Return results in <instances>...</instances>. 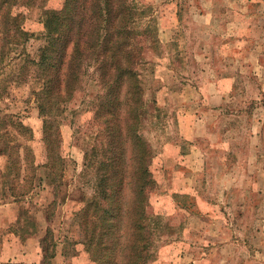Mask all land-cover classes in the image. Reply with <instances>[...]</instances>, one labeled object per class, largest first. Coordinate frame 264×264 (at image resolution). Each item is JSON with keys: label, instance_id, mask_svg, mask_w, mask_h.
Listing matches in <instances>:
<instances>
[{"label": "rangeland", "instance_id": "rangeland-1", "mask_svg": "<svg viewBox=\"0 0 264 264\" xmlns=\"http://www.w3.org/2000/svg\"><path fill=\"white\" fill-rule=\"evenodd\" d=\"M12 2L22 17L0 54V133L11 131L13 156L23 161L14 180L0 155V264H91L76 221L92 192L81 177L87 135L97 130L91 70L57 118L64 185L56 196L48 185L9 200V185L25 183L28 146L43 175L48 117L35 93L51 44L47 25L64 0ZM133 2L144 10L139 27L152 35L137 42L142 133L153 149L147 212L177 231L161 236L148 264H264V0Z\"/></svg>", "mask_w": 264, "mask_h": 264}, {"label": "trees", "instance_id": "trees-1", "mask_svg": "<svg viewBox=\"0 0 264 264\" xmlns=\"http://www.w3.org/2000/svg\"><path fill=\"white\" fill-rule=\"evenodd\" d=\"M12 1L0 0L1 55L8 27L22 17L21 13L12 15ZM143 16L144 10L133 0H64L60 13L47 25L51 44L41 63L40 89L35 93L38 106L48 117L43 127L44 176L37 175L38 165H33L29 146H24L29 155L23 168L25 183L8 187L11 201H20L48 185L54 196L58 194L64 185L65 159L55 149L57 118L62 104L91 70V84L98 86L91 100L97 130L87 135L81 177L87 178L92 192L81 197L76 213L80 242L91 264H148L161 236L177 232L160 215L147 212L154 178L150 170L153 149L142 133L144 93L137 69L143 61L138 39L151 35L148 27H139ZM12 126L29 130L17 121ZM10 132L0 133V155L6 158V171H14L17 180L23 157L13 156L18 149L9 143ZM36 179L38 183H34ZM43 180L47 185H42ZM51 205L55 207V200Z\"/></svg>", "mask_w": 264, "mask_h": 264}, {"label": "crops", "instance_id": "crops-1", "mask_svg": "<svg viewBox=\"0 0 264 264\" xmlns=\"http://www.w3.org/2000/svg\"><path fill=\"white\" fill-rule=\"evenodd\" d=\"M32 262H33V264H35V262H37L36 264H39L38 263V260H35L34 258H33V261Z\"/></svg>", "mask_w": 264, "mask_h": 264}]
</instances>
